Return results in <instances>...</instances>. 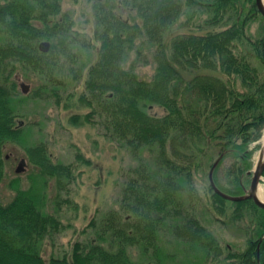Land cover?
<instances>
[{"label": "trees", "instance_id": "obj_1", "mask_svg": "<svg viewBox=\"0 0 264 264\" xmlns=\"http://www.w3.org/2000/svg\"><path fill=\"white\" fill-rule=\"evenodd\" d=\"M120 5L135 15L125 19ZM92 10L99 41L94 62L87 55L80 61L89 41L63 10L62 0H0V182L8 142L24 146L38 168L29 187L18 186L16 178L12 199L0 201V264H138L130 253L134 246L165 264L177 257L166 252L167 242L185 255L179 264H260L264 208L251 197H224L204 170L207 162L213 166L216 151L221 159L213 172L215 184L232 195H243L252 176L257 144L251 145L264 132V16L255 0H94ZM198 10L209 13L199 24L202 32L172 31L182 15L190 20ZM258 19L261 30L255 36L250 27ZM140 36L156 46L151 79L140 78L134 64L125 66ZM43 41L50 42L48 50L41 48ZM79 62L88 67L79 99L91 110L72 115L71 121L94 123L99 117L107 136L133 155H153L133 168L119 208L103 214L96 237L77 240L70 255L47 261L45 239L64 228L47 210V181L55 179L59 204L61 190L74 179L75 164L55 162L44 141L28 143L30 125L18 118L28 99L56 90L50 86L59 81L56 72L66 65L74 70ZM21 69L36 71L48 82L31 95L21 93L14 76ZM155 105L165 112L151 113ZM227 157L232 162L221 178ZM199 171L208 176L204 193L196 183ZM202 199L217 220L239 226L244 248L220 243L203 222L205 210L198 211Z\"/></svg>", "mask_w": 264, "mask_h": 264}, {"label": "rangeland", "instance_id": "obj_2", "mask_svg": "<svg viewBox=\"0 0 264 264\" xmlns=\"http://www.w3.org/2000/svg\"><path fill=\"white\" fill-rule=\"evenodd\" d=\"M93 1L62 0L63 10L72 15L75 28L84 33L89 41L80 61L87 60V55L90 62H94L98 56L99 41L94 36ZM118 12L127 20H130L136 13L135 10L122 5L118 6ZM199 13L201 14L202 11L198 10L190 20H188L187 14L182 15L173 26L172 31L174 33L188 30L202 32L201 29L198 30L199 24L204 23L209 13H202V15ZM138 21H140L139 17ZM261 22V19L252 22L250 32L253 35L259 34ZM155 48V44L148 41L145 36L138 37L136 48L130 52L125 66L131 67L134 64L140 78L151 79L156 69ZM74 67V70H70L69 65H66L61 68L60 73L56 72L59 81H56V85L50 84L51 87H56V90L48 91L40 97L34 96L35 98L28 99L23 104L22 113L18 118L19 122L30 125L28 143L44 141L55 162L63 161L75 164L74 179L68 184L67 190H61L59 204L55 202L58 192L55 179L48 178L47 181L49 198L47 210L57 214L64 225L60 232L46 238L43 243L42 253L47 261L52 256L70 255L72 246L77 240L94 239L96 227L99 226L103 214L111 209L119 208L122 189L131 177L133 168L140 163L141 159L152 160L153 155L149 151H145L141 156L133 155L128 148L107 136L99 117L95 118L94 123L75 124L71 121L72 115H83L91 110L79 99L84 90V79L88 67H82L80 62L76 63ZM14 76L19 83L20 92L26 95H31L39 85L48 82L43 75L33 70L21 69ZM23 82L29 85L26 92L21 85ZM149 111L159 115L165 112L162 107L157 105L150 108ZM263 134L251 145L254 147L257 144L253 155L254 166L263 147ZM77 153L82 154L84 159H78ZM4 155L6 165L5 176L0 182V201L7 203L16 193L14 180L19 178L17 185L27 188L32 181L31 174L36 173L38 168L30 162L25 147L19 143L8 142L4 147ZM213 155L212 161H215L217 152H213ZM231 159V157L225 159L219 172L221 178H223L222 170L232 162ZM22 160L24 161L22 170L17 171ZM208 163L204 169L205 173L210 171ZM205 173L203 171L197 173L196 183L201 193L205 192L208 184V176ZM249 178L248 184H250L251 176ZM262 183L264 184V179ZM199 204L198 211H201L204 209L205 201L203 200L200 206ZM204 210L203 222L216 234L224 247L238 250L246 246L245 234L237 224H223L215 218L210 210L207 208ZM92 220H94L93 224H91ZM165 245L166 252L177 254L176 259H167L165 264H179L181 259L185 258L183 252L177 250L173 242H167ZM130 253L138 264L158 263L156 258H152L151 253L144 255L135 246L130 247ZM192 260L195 259L192 258ZM183 264L193 263L185 261ZM208 264H214V262L210 261Z\"/></svg>", "mask_w": 264, "mask_h": 264}, {"label": "water", "instance_id": "obj_3", "mask_svg": "<svg viewBox=\"0 0 264 264\" xmlns=\"http://www.w3.org/2000/svg\"><path fill=\"white\" fill-rule=\"evenodd\" d=\"M255 4H256L259 12L264 16V0H255ZM49 46H50L49 41H43L41 43V48L43 50H48ZM21 85L23 86L24 92H26L29 89L28 84L23 82ZM220 159H221V157H218L215 160V162L213 163V166L210 169V173H209L210 181H211V184L213 185L214 189L216 191H218L224 197L231 199V200H239L242 198L251 197L257 205L264 208V200H262L257 193L259 185L262 182V180L264 179V152H263V154L260 155L259 159H257L255 166L252 169V177H251L250 184L248 187L245 188V193L243 195L229 194V193L224 192L221 189H219L217 187V185L215 184L213 172H214L215 167L219 163ZM23 160L20 162L19 166L17 167V169H16L17 171L22 170V166L24 163ZM258 259L260 261V264H264V258L261 260L259 253H258Z\"/></svg>", "mask_w": 264, "mask_h": 264}, {"label": "bare ground", "instance_id": "obj_4", "mask_svg": "<svg viewBox=\"0 0 264 264\" xmlns=\"http://www.w3.org/2000/svg\"><path fill=\"white\" fill-rule=\"evenodd\" d=\"M262 142H263V147H262L260 153L258 154V159H259L260 155L263 154V152H264V134H263V137H262ZM257 193H258L259 197L262 200H264V184L262 182L259 185Z\"/></svg>", "mask_w": 264, "mask_h": 264}, {"label": "flooded vegetation", "instance_id": "obj_5", "mask_svg": "<svg viewBox=\"0 0 264 264\" xmlns=\"http://www.w3.org/2000/svg\"><path fill=\"white\" fill-rule=\"evenodd\" d=\"M22 84V83H21ZM20 164V163H19ZM19 166V165H18Z\"/></svg>", "mask_w": 264, "mask_h": 264}]
</instances>
